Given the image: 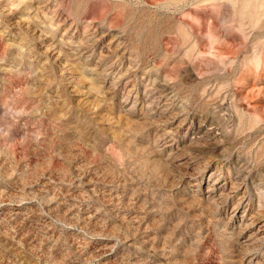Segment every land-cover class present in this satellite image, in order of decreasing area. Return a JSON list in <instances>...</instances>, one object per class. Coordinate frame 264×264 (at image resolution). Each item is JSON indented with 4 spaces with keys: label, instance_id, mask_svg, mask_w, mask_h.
<instances>
[{
    "label": "rangeland",
    "instance_id": "obj_1",
    "mask_svg": "<svg viewBox=\"0 0 264 264\" xmlns=\"http://www.w3.org/2000/svg\"><path fill=\"white\" fill-rule=\"evenodd\" d=\"M259 227L264 0H0V264H264Z\"/></svg>",
    "mask_w": 264,
    "mask_h": 264
},
{
    "label": "bare ground",
    "instance_id": "obj_2",
    "mask_svg": "<svg viewBox=\"0 0 264 264\" xmlns=\"http://www.w3.org/2000/svg\"><path fill=\"white\" fill-rule=\"evenodd\" d=\"M35 31V30H34ZM42 32V31H41ZM38 35H40V34H38ZM37 37V36H36ZM39 37V36H38ZM38 39V38H37ZM40 40H42V38L40 39ZM82 41V40H81ZM79 43V42H78ZM81 43V42H80ZM87 43V42H86ZM86 43H84V44H86ZM88 44V43H87ZM81 45V44H80ZM83 45V44H82ZM89 46V45H88ZM55 47V46H54ZM77 47V46H76ZM79 47V46H78ZM81 47V46H80ZM88 48V47H87ZM78 49H80V48H78ZM77 49V50H78ZM84 51V50H83ZM82 51V52H83ZM162 98V97H161ZM171 100V99H170ZM163 102V101H162ZM165 102V101H164ZM163 102V103H164ZM169 104V103H168ZM167 107V106H166ZM172 107V106H171ZM167 109V108H166ZM171 109V108H170ZM161 110V109H160ZM164 111H165V109H164ZM164 111H162V112H164ZM168 113V112H167ZM222 193V192H221ZM226 193V192H225ZM257 193V192H256ZM224 194V193H223ZM258 194V193H257ZM222 195V194H221ZM227 195V194H226ZM242 197V196H241ZM254 197V196H253ZM260 197V196H259ZM261 198V197H260ZM249 200V199H248ZM260 201V200H259ZM262 202V201H261ZM259 205V204H258ZM261 207V206H260ZM260 209V208H259ZM258 214V213H257ZM253 215H255V214H253ZM260 216V215H259ZM258 216V217H259ZM253 220H254V218H253ZM262 223V222H261ZM254 224V223H253ZM259 226H260V224H258ZM256 231V230H255ZM256 233V232H255ZM252 235V234H251ZM257 236H258V238H261V237H263L264 236V228H262V227H259L258 228V230H257ZM251 237V236H250ZM254 237V236H253ZM257 238V239H258ZM263 239V238H262ZM251 241H256V239L255 240H251ZM261 242V241H260ZM263 242V241H262ZM246 243H248V242H246ZM247 245H249V244H247Z\"/></svg>",
    "mask_w": 264,
    "mask_h": 264
}]
</instances>
